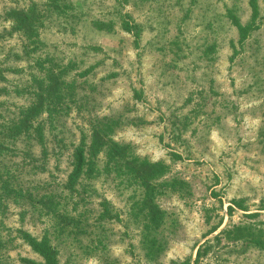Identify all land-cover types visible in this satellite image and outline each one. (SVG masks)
I'll list each match as a JSON object with an SVG mask.
<instances>
[{
    "label": "rangeland",
    "instance_id": "obj_1",
    "mask_svg": "<svg viewBox=\"0 0 264 264\" xmlns=\"http://www.w3.org/2000/svg\"><path fill=\"white\" fill-rule=\"evenodd\" d=\"M256 3L0 0V264H42L28 236L59 264H193L202 243L197 264H264ZM227 223L255 245L214 239Z\"/></svg>",
    "mask_w": 264,
    "mask_h": 264
},
{
    "label": "trees",
    "instance_id": "obj_2",
    "mask_svg": "<svg viewBox=\"0 0 264 264\" xmlns=\"http://www.w3.org/2000/svg\"><path fill=\"white\" fill-rule=\"evenodd\" d=\"M250 5L252 7V22L253 20H255V17L258 14V6L256 3V0H249ZM230 12V11H229ZM16 14H18V12H16ZM229 15L230 17V21L237 27V30L239 32V34H242L240 36H242V38H244L248 33H249V28L250 26H253L251 24H244L242 22H240V19L238 17L237 14H232ZM254 24V23H253ZM52 71V80H53V84H55L56 86H59V84L63 83L64 81L61 78V73L59 71L58 68H50ZM38 91H40V89H37ZM50 94V93H49ZM39 96H41V102L39 104L43 105V104H49L50 102H44V95L43 94H38ZM49 96V95H48ZM36 105L37 107L40 105ZM33 107L35 106H31L30 110L31 111L33 109ZM101 130L96 129L94 127L93 131H92V136L97 138L99 137V135L101 134ZM84 165H85V151L84 148L79 145L74 149L73 152V157H72V169L71 172L68 175V180L69 183L71 184V186H73L77 180L78 177L82 174L83 170H84ZM246 226L241 225V224H234V223H227L223 229L219 232L218 235L214 236V239H220L221 237H224V240L226 241H231V244H233V247L235 246L237 241H242L245 242L248 245H245V248L248 246H252L255 245L253 242H250L252 240H256L255 237L246 239L245 236H250L252 234L255 233H248L247 231H245ZM260 241L258 243V246L260 248L264 249V238L261 239L259 237ZM28 240L30 242V244L32 245L33 249L35 251H37L43 258V262L42 264H59L58 260H57V256H56V252L55 250L52 248V246L50 245V243L48 242V239L42 238L40 240L32 237V236H28ZM207 243H202L198 246L197 248V253H196V257L194 259L193 264H197V261L204 255L202 253V249L204 247H206ZM176 264H190L189 261H183L180 263H176Z\"/></svg>",
    "mask_w": 264,
    "mask_h": 264
}]
</instances>
